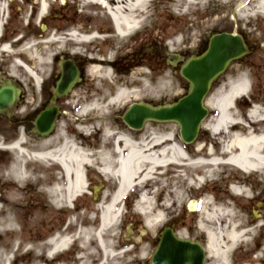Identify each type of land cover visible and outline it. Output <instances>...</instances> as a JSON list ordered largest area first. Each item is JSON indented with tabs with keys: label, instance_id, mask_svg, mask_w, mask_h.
I'll return each mask as SVG.
<instances>
[{
	"label": "rangeland",
	"instance_id": "1",
	"mask_svg": "<svg viewBox=\"0 0 264 264\" xmlns=\"http://www.w3.org/2000/svg\"><path fill=\"white\" fill-rule=\"evenodd\" d=\"M33 1L35 2L37 0H31L30 4H23L20 2L21 4L19 5L17 3L22 7V12L19 16L21 17V21L26 23L27 19L31 17V12H33V16L30 19L33 27L29 38L41 32V19L39 17L38 6L36 4L34 5ZM185 1L186 0H148V5L143 9L148 17L139 31L126 38L124 43L126 54L124 56L123 52L119 50L122 44L117 40V37L111 36L110 34L113 28L112 24L107 21H110L107 14H100V19L94 15V13H92L94 16L93 18H85L77 13L76 7L71 8L69 3L63 10L68 17H74V21H77V23L81 21L86 27L96 29L98 32H101L102 35L108 36L107 42H104V40H95L91 44L85 45V47L82 48L83 52L87 51L86 53H89L92 51L101 57L112 55L115 62H119L118 65L119 67L122 66V68L128 66V61L134 63L128 70L122 69L120 71L117 68L113 76L108 78L101 76H94L92 78L89 76L91 79L87 81V85H96L94 90L95 97L91 98V100H95L98 107L90 109L91 114L96 117L92 119V123L88 126L81 127L84 131L74 126L75 124L71 119H66L62 127V131L65 133L63 139L76 143L85 152L91 154L93 156L92 159L95 161V166H93L91 170H87L86 167L88 188L81 200L83 213H81V216L77 220V223H79V225L81 224V229H86L88 227L98 228L102 209L110 202L111 196L118 185L116 178L105 177L99 171V168H101L100 159H96V156L100 154L114 152V141L112 137H106L107 131L115 134H124L130 137L134 142H139L141 137L148 138L151 134L159 135L171 133L177 141L181 142L179 127L175 123L157 124L149 122L141 130H132L124 124L120 117L125 108L136 100L147 99L152 100L153 103L164 100L172 101L180 98L186 93V81L179 73L173 72V68L166 62V55L164 52L161 49L159 53H151L147 50L151 42L161 43L163 47H168L170 51H183L189 54L192 50L195 51V48L197 49L202 42V38L207 36L208 33L214 31L234 32L237 30L244 35L250 45L253 46V43L258 44L254 45L250 55L254 54L253 62H258L259 65H257V67L254 66L252 71L249 67H246L244 63L242 65L232 64L227 72L217 79L207 100L212 95H217L218 97V95L222 94V91L226 92L232 81H236L240 76H243L250 87V92L253 86V93L256 96V98L253 99V101H256L254 107H264V14L255 12L258 11L256 7L258 0H207V3L204 2L197 6L193 3L189 5ZM243 2L246 3L239 11L234 13L239 4ZM71 4H73V2H71ZM23 10L26 11V14ZM73 14H75V16ZM58 16H51L45 21L50 25V32L53 31L52 33L58 32L59 28L65 25V22ZM233 16L235 18H233ZM69 21V19H66L68 24H70ZM106 28H108L109 33H106ZM172 36L173 38L182 39V45L179 43L173 46L171 43V41H173ZM34 39V50L37 51L40 56L46 55L47 50L41 46L44 41L37 40L38 38ZM142 41H145L143 45ZM17 50L19 51L17 54L19 57L18 60L25 63L27 62V64L32 67L35 65H38L37 67L40 66L36 58L32 57L30 60H27L26 54L28 53L24 46L17 48ZM136 52H139V54L135 55ZM19 54L21 56L23 55V58H21ZM52 62L53 61H51V63ZM13 67L14 69L12 68V71L15 72L19 78H24L26 74L31 77L20 63L14 62ZM48 68L52 69L51 66ZM135 69H144L146 72L145 78L140 79L139 84L130 83V76ZM118 71L121 76H119ZM41 75L44 74H40V76ZM118 85H123L129 89V99L125 104L119 103L115 105L106 101L108 96L112 93H116ZM145 85L157 87L159 89L155 92H150L145 90ZM105 94L106 97L103 99ZM135 95H138L139 98L135 99L133 97ZM234 103L240 111L234 112V108L233 112L236 113L237 116L240 115L238 118L242 121L240 122L241 124L243 123V125L248 126L249 120L246 119L245 116L249 118V114L251 113L252 106L250 105L249 98L246 96L238 97ZM207 106L212 113L217 114V111L213 107L208 104ZM12 127L13 125L7 122L0 123V144L4 146V148L0 149V264H5L3 262L4 256H9L12 264H35V258L38 257L36 252L31 251L27 253L29 250L26 251V248H45V243L43 242H46L47 237L54 235L52 227L55 220L52 214V208L50 207L52 205L51 200H46L44 196L43 202L45 204L47 202L48 205L46 209L41 212H37V209H34L33 214L32 210L28 208L27 200L32 197L31 192L33 193L32 200L34 203L37 202V194L32 191V188L29 190L27 187V172L32 167L36 168V164L30 160V151L37 147L36 145L39 144L38 141L36 142L26 138L27 136L25 137V149L28 154H20V161H22L20 166L23 176L20 180H16L13 177V165L17 161L18 156L15 152L5 149L6 144L13 141L16 135ZM254 128L262 129V125L256 124ZM261 129H258V132ZM71 131L75 132L74 140L69 139L73 138L70 134ZM201 131H206L207 135L205 137L202 136L200 141L208 140L210 143L204 147V154H206L207 148H212L217 144L214 141L215 138L212 131L205 128V124L202 126ZM83 132L86 134L84 135ZM88 133H92V135L90 136ZM34 145L35 147H33ZM187 149L193 155L192 148L187 146ZM215 150L218 151L216 147ZM40 164L41 163H39V165ZM29 165H31L30 168ZM41 166L43 165L39 167ZM205 172L210 173L208 176L204 174L206 181L204 184L201 183V186L196 185V181H194L193 184L189 181V179L191 180L190 177L194 175L193 170L190 169L182 168L176 171V169L173 168L166 172H156L153 179L151 178L145 181L141 187L136 186L135 189L130 191L129 196L118 203L116 207L118 208L122 205L123 213H121L122 215L120 214L117 224L103 234L104 240L109 243L112 242L113 248L124 247L125 227L122 226L124 223H127L128 219L140 221V230L147 232V234L152 237L158 228L165 224L167 220L177 218L176 228L178 234L193 240H201L206 244V242H208L206 234L198 227L199 212H190L188 202L193 198L204 200L207 197L211 201L218 199L220 203L227 202V194L231 192V183L239 184L247 188L250 195L253 193V207L259 209L262 215H264V171H257L253 172L252 175H246L236 169L228 170L225 168L224 171H222L218 166L212 169L209 166ZM154 181H156L155 185H153ZM158 181H160V189L165 185L170 188L178 189V191L181 192L179 206L174 207L172 211L166 212L165 223L163 222L154 228H148L145 224V217L139 210L137 200L142 190L152 188L153 190H155V188L157 190ZM190 184L192 185L190 186ZM96 186H99L100 189V191L98 190V197H104L102 200H100V197L97 199L98 205L94 204V201L87 199L94 195V187ZM159 194L160 191L157 193V196ZM248 205L246 198L239 197L238 207L234 208L238 215L244 216L247 220L251 217V207ZM84 206L87 207L88 210H86ZM243 210H245V212H242ZM254 219L256 223L254 226L259 227L262 224L261 230L263 234L259 239L256 234L248 235L243 246L236 250L234 254H231L229 264H246L245 262H254L252 255L254 248L253 242L257 240L264 242V218L258 216ZM138 235H140V233ZM138 235L133 237V240L136 241L132 249L136 248L135 251L127 257L124 255L125 252L117 251L107 264H121L126 258L132 257L133 254L138 252L149 255L153 246L148 243L149 240L146 237L141 240V237ZM93 242L94 248L85 249L84 252H82L85 253V258L89 260L91 264H94L102 258V250L98 247L94 238ZM16 248H18V250H16ZM73 248H80L79 243ZM78 250L79 249H77V252ZM89 250L92 252L88 256ZM207 255L206 264H215L214 258L209 254ZM69 257L70 256L66 258L67 264H70ZM44 259L45 257H43V260ZM77 259L78 258H75V263H77Z\"/></svg>",
	"mask_w": 264,
	"mask_h": 264
},
{
	"label": "bare ground",
	"instance_id": "2",
	"mask_svg": "<svg viewBox=\"0 0 264 264\" xmlns=\"http://www.w3.org/2000/svg\"><path fill=\"white\" fill-rule=\"evenodd\" d=\"M30 1L24 0V3L30 4ZM62 1L64 2L66 0ZM185 2L189 5L193 3L197 6L204 2L207 3V0H186ZM35 4L38 6L40 19L42 22H45L57 11L59 0H37L34 2ZM74 5L76 6L77 13L82 17L93 18L92 13L99 17L100 14L105 13L109 18H112L118 33L115 37L122 44L119 50L123 52V56L126 54L124 45L126 38L131 36L136 30L141 29L148 17L143 10L148 5V0H75ZM243 5H239L234 13L239 11ZM256 7L258 11L255 12L264 14V0H258ZM233 18L235 17L233 16ZM77 27L79 31L86 30L89 34L80 35L77 31H72L70 34H66L65 38L59 37V33H52L53 31H48L46 36H43L41 33L34 34L17 48L24 46L28 53L26 54L27 60H30L32 57L36 58L40 66L37 67L38 65H35L32 67L27 63H22L20 60L17 63L23 65L24 69L36 81H39L40 74H44L49 70L48 67L51 65V61H58L64 58L65 55L63 54L66 51L65 49H67L70 53H77L88 60L90 65L88 66L87 72L92 78L94 76L107 78L113 76L116 62L112 55L101 57L92 51L89 53L82 51V48L88 42L90 44L92 39L100 36L93 32L94 29L86 27L82 23L77 25ZM106 29V33H108L109 30L108 28ZM236 32L238 31L236 30ZM34 38L44 41L41 46L47 50L46 55L40 56L34 50ZM103 38L104 42L108 41V36H104ZM182 41V39L173 38L171 43L173 46L179 43L182 45ZM144 43L145 41H142V44ZM149 47L152 50L155 45L150 44ZM17 48L15 49L16 56L19 53ZM145 74L144 69H135L130 76V83L139 84L140 79L145 78ZM119 76L121 75L119 74ZM118 86H120L118 88V94L112 101L118 102V104H125L129 99V89L123 85ZM157 89L159 88L153 86L145 87V90L150 92H155ZM248 92L249 85L245 77L240 76L236 81L230 83L226 92L222 91V94L218 95V97L217 95H212L208 98L207 104L213 107L217 111V114L207 120L205 128L212 131L215 138L214 141L219 147V153L217 154L221 158L213 156L216 153L215 149L209 148L206 152L207 155H210L209 159L194 157L184 169L193 170L198 165L206 167L207 164L212 166L214 164L225 163L251 174L257 171H264V107L257 106L251 109L249 115L251 118L253 117V130H251L250 126L241 124L240 122L242 121L238 119L239 116L234 113V102L236 98L246 96ZM133 97L135 99L139 98L138 95ZM94 103L91 109L98 107L97 103ZM256 124L262 125V129L254 128ZM258 129L261 130L258 132ZM106 137L113 138L114 154L112 152L103 153L96 156V159H100L101 168H99V171L105 177H114L117 179V189L111 196L110 202L102 209L98 228H80L79 231L75 232L77 241H79V247L84 250L94 248L93 238L95 239L98 247L102 250V254L105 256L103 264L111 260L115 255L112 242H106L103 234L117 224L121 208L119 209L116 206L122 201L121 198L125 197L134 187H141L145 181L151 178L153 179L155 173L162 170L165 166L171 169L173 164L181 163L186 149L171 133L151 134L148 138L141 137L139 142L132 141L130 137L124 134H115L110 131H107ZM57 141V137L49 140V142ZM25 142V137L21 136L10 148L18 156L17 161L13 165V177L16 180H20L23 176L20 166L22 162L20 161V154H24L25 152L22 147ZM36 146L39 148L37 155L40 159H54L62 166L67 175H73V179L69 180L68 187H66V201L70 200L68 197L84 193L86 187V167L87 170H91L95 166V161L92 159L93 156L91 154L85 152L76 143L67 140L59 147H56L55 150H44V144L42 143ZM3 147V144H0V149ZM33 155L35 156V154ZM210 172H208V175ZM189 181L193 184L190 179ZM159 182H157V190L156 188L155 190L153 188H144L145 190L140 192V212L145 217V224L148 228H154L162 224L166 221V212L172 211L174 207L179 206L181 192L178 189L165 185L160 189ZM155 184L156 181H154L153 185ZM196 185L201 186V182L197 181ZM95 189L99 190V186ZM159 191L160 194L157 196ZM249 195L250 193L247 188L235 185L231 187V192L227 194V202L220 203L218 199L211 201L207 197L199 205V201L196 200V210H192V212H199L198 227L206 234L208 241L206 250L214 258L215 264H229L233 250L239 247L248 235L252 233L256 234L258 228H261L260 226L256 227L254 225L253 229L247 228L252 221L250 219L247 220L242 215H238L234 210V206L236 207L239 197L248 199ZM58 202H61V200H58ZM256 216L264 218V215H259L258 213H256ZM253 223L255 222L253 221ZM48 243L49 248L46 255H37L35 264H67L65 259L60 261V252L70 247V238L68 236L55 237L49 240ZM91 252V250L88 251V256ZM43 257H45V261ZM144 258L145 254L141 253L140 256L125 260L121 264H144ZM3 262L5 264H12L9 256H4ZM88 262L89 260L86 258L83 262L81 259H77L76 264H88Z\"/></svg>",
	"mask_w": 264,
	"mask_h": 264
},
{
	"label": "flooded vegetation",
	"instance_id": "3",
	"mask_svg": "<svg viewBox=\"0 0 264 264\" xmlns=\"http://www.w3.org/2000/svg\"><path fill=\"white\" fill-rule=\"evenodd\" d=\"M18 1V2H17ZM73 1V4L71 2ZM24 3V0H0V87L4 84H13L15 87L19 89V94L15 102L13 103L10 111L3 116V113H0V123L7 122L8 124L13 125V131H15L16 135L14 137V140L19 139L21 136H24L30 140L38 141L39 143L44 144V150H55L56 147H59L65 140L61 137L64 136L65 133H63V124L66 119H71L74 122V126H77L81 131H84L82 128L85 126H88L90 123H92V119L96 117L95 115H92L90 112V109L92 107L93 102H96L95 100H91V98L95 97L94 90L96 85H87V81L91 79L88 75V66L90 63L84 56H80L77 53L72 54L69 52V50L65 49L63 55H65L64 58L59 59L57 62L53 61L51 63V67L44 75L39 76V81H34V79L27 74L24 78H19L15 72L12 71V68L14 69V61L17 59L15 54V49L22 44L26 39L29 38V35L31 34L32 29V21L30 20L33 16V12H31V17L27 19V22L21 21L19 17L20 13L22 12V7L19 6L21 3ZM75 0H66L62 1L59 0V6L57 8V11L53 13L52 16H59L60 19H62L65 22V25L59 28L58 32L59 37L65 38L66 34H70L72 31H77V33L81 34H89L86 30L79 31V28L77 27V24H81V21L77 23V21H74V17H68L66 13L63 12V10L68 6V3L71 5V8H75L74 5ZM19 5H18V4ZM14 4V7H13ZM3 5V6H1ZM16 5V6H15ZM24 11V10H23ZM26 14V11H24ZM58 13V14H57ZM76 14V13H75ZM75 14H73L75 16ZM77 16V14H76ZM66 19H69L70 24L66 22ZM22 23V24H20ZM47 24V23H46ZM41 31V30H40ZM50 31V25L47 24L46 30L41 33L43 36L47 35V32ZM84 31V32H83ZM208 37L207 36L202 38V42L200 45L195 48V51H191L189 54L186 52H181L183 55L188 56L190 54H199L201 53L207 46L208 43ZM104 40V38H103ZM151 44L157 45V42H151ZM143 45V44H142ZM257 45V43H253V46ZM5 48V49H4ZM159 53L160 49L156 48L154 49V52L151 53ZM143 54H146L145 52H142ZM136 54H139V52H136ZM253 55H250L249 57L244 58L242 61L235 62V64H245V66L249 67L253 71V67L258 64V62H253ZM133 56V55H132ZM23 58V55L21 56ZM73 61L74 65L78 71V75L76 76L75 73L73 77L69 75L66 77L64 75V68L62 62L66 61ZM119 62H116V66L114 67L117 71V68L121 71L122 69L128 70L131 65H133V62L128 61V66H125L122 68L119 67ZM251 71V73H252ZM119 72V71H118ZM16 77V78H15ZM66 77V78H65ZM61 78H65L68 85L60 87L58 86V81ZM24 82H23V81ZM59 87L62 91L60 93H57ZM107 87V86H103ZM120 88V86H118ZM96 92V91H95ZM57 93V94H56ZM118 93V90L115 94H111L108 96V99L106 100L109 103L118 104V102L112 101L116 94ZM106 97L103 96V99ZM253 98H256L255 94L253 93V86L251 89L250 94V105H252L251 109L253 108ZM93 101V102H92ZM161 102V101H160ZM155 102V103H160ZM250 108V107H246ZM240 111V109H236V112ZM124 112V111H123ZM42 113H45L46 117H44L43 120H40L39 115ZM212 115V112L210 113ZM248 115V114H247ZM240 116V115H239ZM121 120L122 119V116ZM246 119L249 120L248 126L251 127V130H253V117L251 118L249 116L246 117ZM240 119V118H238ZM47 122L53 121V127L49 131V133L42 135L38 131H36L37 122ZM86 124V125H85ZM174 124V123H173ZM82 127V128H81ZM74 128V127H73ZM75 129V128H74ZM207 132L200 131L197 140L190 143L189 146L193 150L192 159L195 158H202L205 153V146L210 144L208 140L206 141H200V138L202 136H206ZM74 140L75 132L70 133ZM85 135L86 133L83 132ZM90 136L92 133H88ZM57 137V142H49L50 139H54ZM26 143V142H25ZM25 143L23 146H25ZM47 143V144H46ZM214 146V144H213ZM215 148V147H214ZM217 150L219 151V147L216 145ZM201 149V151H199ZM39 150L38 147H35L31 149V158L35 164L36 168H31L28 170L27 175V187L30 190L37 194V202L34 203L32 200L33 193L31 192V198H29L28 201V208L32 210L37 209V212H41L42 210L46 209V204L43 202V196L46 200H51V208H52V214L54 216L55 222L53 223V234L51 237H47L45 243V248H28V252L34 251L37 255H44L45 252H47L49 248L48 241L51 239H54L55 237H63V236H75V232L78 231V229L81 227V224L77 223L78 218L81 216L82 212V206H81V200L83 196L81 193L76 194L73 197H68L70 200L66 201V195L67 190L66 187H68L69 180L73 179V175L69 174L67 175L65 171L63 170L62 166L54 159H40V157L37 155V151ZM208 151V148L206 152ZM33 152V153H32ZM35 154V156L33 155ZM29 160V161H30ZM40 165H43L39 167ZM31 165H29V168ZM42 168V169H41ZM33 169V170H32ZM41 169V170H40ZM86 173V171H85ZM88 178V176H87ZM29 194V192H28ZM42 195V196H41ZM93 195V194H92ZM100 200L104 199L103 196H99ZM98 193L94 192V195L91 197H88L87 199L94 201V204H98L97 199ZM58 200H61V202H58ZM77 202V204H76ZM103 202V201H102ZM249 204V205H248ZM262 204V203H261ZM247 205L251 207V217L249 218L252 223L250 226H248L249 229H253V211L254 209L257 210L258 214L262 215V213L257 209L256 207H253V193L249 196L247 199ZM247 206V207H248ZM238 207V203L236 205ZM86 210H88L87 207L84 206ZM235 208V206H234ZM242 212H245L243 210ZM34 214V213H33ZM126 219V218H125ZM176 222L177 218L167 220V222L161 227L158 228V230L154 233V235L151 237L147 232H143L140 230V221L128 219L126 224L130 225V231L128 233V237L125 238L124 247L118 248L122 251H128L126 254V257L129 256L133 251H135L136 248L132 249L133 245L135 244L136 240H133V237L138 235L140 233L141 240L142 238L146 237L153 248H156L162 238V233L165 227L170 226L173 228V230L178 233L176 228ZM262 228V227H261ZM261 228H258L257 230V238L263 234V231ZM51 230V231H52ZM62 233V234H61ZM61 234V235H60ZM253 234V233H252ZM253 240V239H252ZM138 241V240H137ZM128 244V245H126ZM138 244V243H137ZM254 248H253V255L255 257H258V261L260 264H264V243L260 242L259 240L254 241ZM44 246V245H42ZM151 249V252L153 250ZM77 249L80 250V248H66L61 252L60 259L68 258L67 256H70V264H76L75 258ZM78 250V251H79ZM150 252V253H151ZM149 253V254H150ZM140 256L139 252L136 254H133L132 257L126 258V260L131 258H136ZM144 264H149V260L147 258H144L143 260Z\"/></svg>",
	"mask_w": 264,
	"mask_h": 264
},
{
	"label": "water",
	"instance_id": "4",
	"mask_svg": "<svg viewBox=\"0 0 264 264\" xmlns=\"http://www.w3.org/2000/svg\"><path fill=\"white\" fill-rule=\"evenodd\" d=\"M250 52L251 49L242 34L229 32H214L209 37L207 48L199 55L193 54L183 58L179 54L166 51L168 63L175 66L177 62L182 61L180 74L188 81L186 95L176 101L158 105L145 101L135 102L125 111L123 116L125 122L135 129H141L149 121L175 122L179 126L182 139L186 143L194 141L201 124L209 114L205 98L214 82L232 61L241 59ZM63 68L66 77L69 75L73 77L74 73L78 75L71 60L64 62ZM65 78L58 81V86L68 85ZM60 87L57 93L62 91ZM18 94L19 89L11 83L0 87V113H3V116L10 111ZM44 117L45 113L39 115L40 120ZM53 125V121L37 122L36 131L45 135ZM194 208L195 201L190 204V209ZM204 260L205 249L200 242L178 237L170 228H165L160 244L151 258L152 264H204Z\"/></svg>",
	"mask_w": 264,
	"mask_h": 264
}]
</instances>
